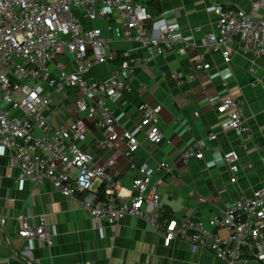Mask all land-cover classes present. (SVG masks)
<instances>
[{
    "label": "built area",
    "instance_id": "obj_1",
    "mask_svg": "<svg viewBox=\"0 0 264 264\" xmlns=\"http://www.w3.org/2000/svg\"><path fill=\"white\" fill-rule=\"evenodd\" d=\"M245 1L249 10L213 6L218 15L215 29L201 39V46L221 53L225 63L232 60L235 37H239L243 52L264 56V16L260 15L264 0ZM76 9L84 10L90 20L116 13L123 27V33L118 31L117 36L137 43L147 56L141 59L130 51L119 53L100 28L84 26ZM152 20L147 6L139 0H0V149L7 154L9 164L19 169V181L39 184L49 180L65 197L78 199L97 224L142 218L162 232L165 246L181 237L194 247L210 249L227 264L264 263V188L236 199L207 224L192 218L164 222L160 181L153 182V175L161 169L172 172L173 167L161 162L151 168L132 161L140 147L138 131L150 127L148 138L153 144L164 139L158 126L162 105H140L139 120L123 128L106 100H118L125 91L132 90L129 78L142 63H151L173 51L184 55L198 46L192 37H184L175 23L157 21L149 31L146 23ZM62 56L71 58V71L61 61ZM90 56L95 63L117 58L121 61L109 77L93 81L86 77ZM209 68L208 64L197 63L194 73L184 76L176 72L172 78L191 83ZM66 89L75 90L80 113L99 121L105 147L126 142L125 156L131 168L139 172L128 196L122 194L121 183L109 171L111 163L97 164L91 153L75 143L86 134V121L76 118L55 125L48 114L53 95ZM205 100L229 112L224 127L234 130L243 146L250 126L240 102L230 94ZM209 139H217V134L212 133ZM205 149L204 140L195 141L183 153V161L203 159ZM222 160L232 172L231 181L236 182L240 170L237 150L223 153ZM96 184L101 191L95 189ZM200 201L206 200L202 197ZM19 220L21 238L52 244L56 232L43 216L37 222L21 213ZM0 221L5 223L4 218ZM217 229L226 230L227 237L215 233Z\"/></svg>",
    "mask_w": 264,
    "mask_h": 264
},
{
    "label": "crops",
    "instance_id": "obj_2",
    "mask_svg": "<svg viewBox=\"0 0 264 264\" xmlns=\"http://www.w3.org/2000/svg\"><path fill=\"white\" fill-rule=\"evenodd\" d=\"M139 1L153 16L146 23L149 31L157 21L175 23L182 28L183 36L192 37L198 46L184 55L173 51L137 66L129 78L132 90L125 91L118 100L108 98L106 103L123 128L139 120L140 105H162L158 126L164 139L153 144L148 138L150 127L138 131L140 147L132 161L151 168L161 162L173 167L172 172L161 169L153 175V182L160 181L164 222L192 218L207 224L236 199L264 188V56L243 52L239 37H235L230 63L224 62L221 53L200 44L215 29L218 15L213 6L233 5L249 10V5L245 0ZM74 12L86 28H100L105 38H111L119 53L130 51L141 59L147 56V51L137 43L117 36L118 31L123 33V27L116 13L90 20L84 10ZM260 15L264 16V11ZM92 60L90 56L86 77L93 81L109 77L121 61ZM61 61L67 70H72L69 56H62ZM197 63L208 64L210 68L193 82L172 78L176 72L184 76L194 73ZM226 94L240 102L250 126L243 146L237 133L224 127L229 112L205 102L206 97ZM48 114L53 116L55 125L76 118L86 121V134L75 143L91 153L97 164L111 163L109 171L121 183L122 194L128 196L139 172L131 168V161L125 156L126 142L105 147V133L99 121L79 112L73 89L55 93ZM212 133L217 134V139H209ZM198 140L205 142L204 158L184 162L183 153ZM232 148L240 157L236 182L231 181L232 172L222 160L223 153ZM18 178L19 169L9 164L7 154L0 149V220L5 219L4 224L0 221V264H227L210 249L194 247L181 237L165 246L162 232L142 218L126 217L115 223L97 224L78 199L65 197L49 180L36 184ZM95 189L101 191L102 187L96 184ZM202 197L206 201H200ZM21 213L37 222L43 216L56 232L52 244L21 238L18 235ZM215 233L228 235L222 229Z\"/></svg>",
    "mask_w": 264,
    "mask_h": 264
},
{
    "label": "rangeland",
    "instance_id": "obj_3",
    "mask_svg": "<svg viewBox=\"0 0 264 264\" xmlns=\"http://www.w3.org/2000/svg\"><path fill=\"white\" fill-rule=\"evenodd\" d=\"M61 111H62V108H60L59 112H61Z\"/></svg>",
    "mask_w": 264,
    "mask_h": 264
}]
</instances>
